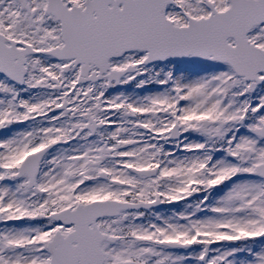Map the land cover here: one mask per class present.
Returning a JSON list of instances; mask_svg holds the SVG:
<instances>
[{"label":"snow or ice","instance_id":"6c2138e0","mask_svg":"<svg viewBox=\"0 0 264 264\" xmlns=\"http://www.w3.org/2000/svg\"><path fill=\"white\" fill-rule=\"evenodd\" d=\"M0 264H264V0H0Z\"/></svg>","mask_w":264,"mask_h":264}]
</instances>
